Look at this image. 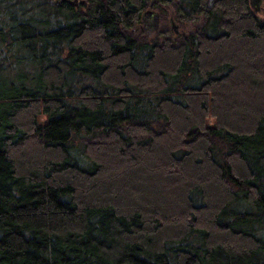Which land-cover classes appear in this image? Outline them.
Instances as JSON below:
<instances>
[{"label": "trees", "instance_id": "16d2710c", "mask_svg": "<svg viewBox=\"0 0 264 264\" xmlns=\"http://www.w3.org/2000/svg\"><path fill=\"white\" fill-rule=\"evenodd\" d=\"M72 1L0 0V264H264V18Z\"/></svg>", "mask_w": 264, "mask_h": 264}, {"label": "rangeland", "instance_id": "374dc122", "mask_svg": "<svg viewBox=\"0 0 264 264\" xmlns=\"http://www.w3.org/2000/svg\"><path fill=\"white\" fill-rule=\"evenodd\" d=\"M214 0H209V4H211ZM250 3L251 0H248ZM262 4L256 8L254 5H251L252 11H254L256 14H258L259 17L264 18V0H262ZM142 16L144 17V21L138 25V27L135 29L138 34H144L149 40L153 41L155 38L158 39V42H162V38H159V33L161 31V26L164 24V21L162 20L160 13L155 8H148L146 9ZM151 16V17H150ZM169 20L167 21V29L170 30V38L172 40L176 37L177 34L182 32V28L178 26L177 21L175 22L172 11L170 12V15L168 16ZM142 19V18H141ZM200 22V19L198 18L193 22V25H196ZM175 26L176 30L173 29ZM189 27V24L187 25ZM176 31V32H175ZM158 37V38H157ZM43 120V118H42ZM215 121V117H208L207 122L213 124Z\"/></svg>", "mask_w": 264, "mask_h": 264}, {"label": "water", "instance_id": "95a60500", "mask_svg": "<svg viewBox=\"0 0 264 264\" xmlns=\"http://www.w3.org/2000/svg\"><path fill=\"white\" fill-rule=\"evenodd\" d=\"M77 2H78L77 0L72 1V3L74 5L77 4ZM250 3H251V5H254L256 8H258L263 2H262V0H251ZM263 7H264V4H263ZM173 29L176 30L175 26L173 27Z\"/></svg>", "mask_w": 264, "mask_h": 264}, {"label": "flooded vegetation", "instance_id": "af4514ba", "mask_svg": "<svg viewBox=\"0 0 264 264\" xmlns=\"http://www.w3.org/2000/svg\"><path fill=\"white\" fill-rule=\"evenodd\" d=\"M151 17V16H150ZM145 19H144V17L142 16V22L144 21Z\"/></svg>", "mask_w": 264, "mask_h": 264}]
</instances>
